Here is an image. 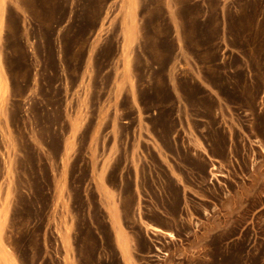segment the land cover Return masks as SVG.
I'll return each mask as SVG.
<instances>
[{
    "label": "rangeland",
    "instance_id": "obj_1",
    "mask_svg": "<svg viewBox=\"0 0 264 264\" xmlns=\"http://www.w3.org/2000/svg\"><path fill=\"white\" fill-rule=\"evenodd\" d=\"M99 185L134 264L167 257L147 223L180 264H264V0H0L2 247L123 264Z\"/></svg>",
    "mask_w": 264,
    "mask_h": 264
},
{
    "label": "crops",
    "instance_id": "obj_2",
    "mask_svg": "<svg viewBox=\"0 0 264 264\" xmlns=\"http://www.w3.org/2000/svg\"><path fill=\"white\" fill-rule=\"evenodd\" d=\"M173 18V25L176 26L177 31H181L182 19L179 15H171ZM116 191L108 186L106 190L104 187H97V194L99 196L100 206L104 211L105 219L110 227L112 235L116 242V248L123 264H134L136 259L135 253V235L133 230L128 225L127 216L124 211L123 201H119L116 197ZM150 224V223H149ZM148 225V223H147ZM158 230H149L150 234L163 237V248L166 249L165 256H162V262L159 264H169L173 259V264H180L183 251L187 249V243L184 238L177 237L175 228L169 225L151 224ZM161 230V231H160ZM171 234V235H169ZM123 240V241H122ZM126 247V248H125ZM190 249V248H189ZM125 252H123V251ZM168 251V253H166ZM0 264H20L19 256L15 251L5 249L0 243Z\"/></svg>",
    "mask_w": 264,
    "mask_h": 264
},
{
    "label": "bare ground",
    "instance_id": "obj_3",
    "mask_svg": "<svg viewBox=\"0 0 264 264\" xmlns=\"http://www.w3.org/2000/svg\"><path fill=\"white\" fill-rule=\"evenodd\" d=\"M214 167V166H213ZM155 226V225H154ZM153 225H151V224H148V227L150 228H152L153 230H158L159 228H156V227H154ZM150 228V229H151ZM161 231V230H160ZM169 235H171V234H169ZM67 240V239H66ZM123 241V240H122ZM126 248V247H125ZM156 249H158V250H160L157 246H156ZM123 251V250H122ZM123 252H125V251H123ZM165 254V253H164ZM163 255V254H162ZM165 256V255H164Z\"/></svg>",
    "mask_w": 264,
    "mask_h": 264
}]
</instances>
